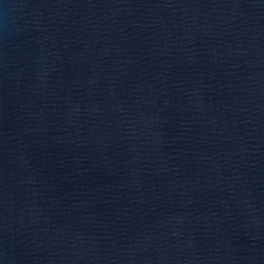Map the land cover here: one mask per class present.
<instances>
[{
    "label": "water",
    "instance_id": "1",
    "mask_svg": "<svg viewBox=\"0 0 264 264\" xmlns=\"http://www.w3.org/2000/svg\"><path fill=\"white\" fill-rule=\"evenodd\" d=\"M0 264H264V0H0Z\"/></svg>",
    "mask_w": 264,
    "mask_h": 264
}]
</instances>
